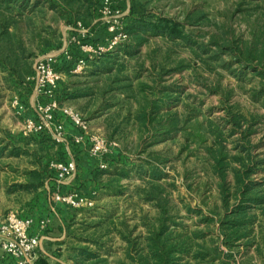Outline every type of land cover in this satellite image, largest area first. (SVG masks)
<instances>
[{
	"label": "rangeland",
	"instance_id": "1",
	"mask_svg": "<svg viewBox=\"0 0 264 264\" xmlns=\"http://www.w3.org/2000/svg\"><path fill=\"white\" fill-rule=\"evenodd\" d=\"M142 21L161 27L133 29ZM41 63L53 87L36 75ZM263 76L264 0H0V223L12 212L48 218L51 239L65 231L43 240L39 264H130L128 241L141 249L164 212L178 231L202 235L193 248L211 254L195 264H264V246L223 244L206 154L220 133L237 205L233 171L264 163ZM228 113L242 117L235 131ZM69 114L87 128L81 145ZM28 122L45 128L25 134ZM91 138L104 148L92 154ZM70 161L75 176L57 184L55 166ZM255 169L262 191L264 166ZM72 192L92 205L64 207L60 232L50 198ZM249 215V228L264 222Z\"/></svg>",
	"mask_w": 264,
	"mask_h": 264
},
{
	"label": "trees",
	"instance_id": "2",
	"mask_svg": "<svg viewBox=\"0 0 264 264\" xmlns=\"http://www.w3.org/2000/svg\"><path fill=\"white\" fill-rule=\"evenodd\" d=\"M161 27H156L145 22H137L133 29L140 32H157ZM264 78V76H263ZM228 122L236 129L241 127L242 117L237 115H230L228 113ZM220 133L214 137V145L206 149L207 161L212 164L215 175L219 178V192L223 206V214L219 221L220 230L223 237V244L232 248L236 246L241 240L248 237V230L253 222L252 217L249 215V210L263 204V196L260 191V185L250 181L251 176L255 174V164L243 165L242 173L233 171L235 173L234 187L236 188V195L233 199L237 200V205L229 206L231 195L224 184V172L227 170L224 162L226 155L220 142ZM217 147V148H215ZM17 189L24 190V186H17ZM64 206V205H63ZM66 207V206H64ZM67 208V207H66ZM166 213L162 212L157 224L147 227V235L144 237V245L141 249L137 250L134 245L128 241L129 249L128 259L130 264H195L205 262L207 257L211 254L199 245H195L196 238L202 235L192 234L188 235L184 229L181 231L176 229L175 223L169 224L170 219L166 217ZM131 244V245H130ZM134 252L136 257L130 254ZM218 251V250H217ZM77 253L83 257L86 262L88 257L93 255L89 254L86 249H77ZM213 258L216 256V251ZM213 259H211L212 261ZM39 264V262H38ZM46 264V263H42ZM78 264V263H76Z\"/></svg>",
	"mask_w": 264,
	"mask_h": 264
},
{
	"label": "built area",
	"instance_id": "3",
	"mask_svg": "<svg viewBox=\"0 0 264 264\" xmlns=\"http://www.w3.org/2000/svg\"><path fill=\"white\" fill-rule=\"evenodd\" d=\"M35 73L36 75H42L47 85L52 87L55 85L57 77L48 66H44L42 63L39 64L35 68ZM68 116L72 126L80 131L79 135L74 137V143L81 145L87 134V128L77 116L73 114ZM44 126L28 122L25 126V134L40 132L45 128ZM90 141L92 142L90 147L92 154L104 148V141L101 139L91 138ZM55 168L57 171L56 182L61 185L65 184L67 179L74 177L76 173V165L73 161L58 164ZM99 168L105 169L106 166L101 164ZM50 199L52 214L55 213V204H62L71 210L92 205L89 200L83 199L76 192L66 195L54 193ZM49 224L50 220L48 218L36 220L30 216H19L12 212L7 214L0 223V256L10 260L12 264H38V252L41 251L43 240L47 239L43 235V231ZM34 229H37V234L33 233Z\"/></svg>",
	"mask_w": 264,
	"mask_h": 264
},
{
	"label": "crops",
	"instance_id": "4",
	"mask_svg": "<svg viewBox=\"0 0 264 264\" xmlns=\"http://www.w3.org/2000/svg\"><path fill=\"white\" fill-rule=\"evenodd\" d=\"M90 162L91 161H89V163ZM250 163H254L255 167L256 166H259V167H263L264 166V163H262L261 165H258V162L255 163L251 159H250ZM80 165L86 167V166H88V161L85 160L84 158H82L80 160ZM256 172L257 171L255 169V173ZM251 182L254 183L253 181H251ZM261 194L263 196V204L260 205V206L254 207L253 209H256L258 214H261V215L264 216V189H262ZM51 207L52 206L49 207V211L50 212H51ZM64 211H66V210H65V208H64V206L62 204H55V213L53 214V216L59 222L58 225L60 226V229H59L60 232H63L65 230L64 222H65V216H67V214L64 213ZM256 223L258 225L254 224L252 228H249V230L250 229H251V231L253 230L254 233L251 234V236L249 235L247 237V239H248V241H250L249 246H251L252 249L258 250L259 247L264 246V222L262 221L261 223H259V222H256ZM37 232H38L37 229L33 230L34 234H37ZM64 235H65V231L63 233H61L60 236L58 238H56V239H51L50 236H53V235H51V233H47V235H45V237L47 238L46 239L47 241L60 242V241H62L64 239ZM41 251H42V253L44 252L42 246H41ZM0 264H12V262L10 260L5 259L2 256H0Z\"/></svg>",
	"mask_w": 264,
	"mask_h": 264
}]
</instances>
